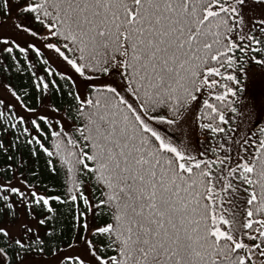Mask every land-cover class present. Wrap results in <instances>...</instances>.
I'll use <instances>...</instances> for the list:
<instances>
[{"label":"snow or ice","instance_id":"obj_1","mask_svg":"<svg viewBox=\"0 0 264 264\" xmlns=\"http://www.w3.org/2000/svg\"><path fill=\"white\" fill-rule=\"evenodd\" d=\"M253 66L264 0H0V264H264Z\"/></svg>","mask_w":264,"mask_h":264},{"label":"rangeland","instance_id":"obj_2","mask_svg":"<svg viewBox=\"0 0 264 264\" xmlns=\"http://www.w3.org/2000/svg\"><path fill=\"white\" fill-rule=\"evenodd\" d=\"M0 82H2L1 79ZM0 98L5 99L6 102H14L2 89H0ZM240 108L244 109L242 126L245 129L256 131L257 128H264V117L261 115L264 112V69L259 66H253L247 74ZM17 114L27 115L19 107H17ZM239 121L240 117H238L237 123Z\"/></svg>","mask_w":264,"mask_h":264},{"label":"trees","instance_id":"obj_3","mask_svg":"<svg viewBox=\"0 0 264 264\" xmlns=\"http://www.w3.org/2000/svg\"><path fill=\"white\" fill-rule=\"evenodd\" d=\"M6 75H9V74L0 75V79H1L2 82L4 81V78H5ZM11 78H12V82L13 83H17V84L20 83V79H19V77H18L17 74H11ZM24 82L27 83V76L24 77ZM244 82H245V80H242L241 87L243 88V92L240 93V100L236 104V106H237L238 109H240L241 98H242V96L244 94ZM228 114L231 115V113H228ZM237 121H238V116H234L233 117V120H232V123H233L234 126L237 123ZM260 129H262V128H257L256 131H255L256 134H257V136H259ZM45 143H46V146H48L50 149H52V147H53V140H52V138H49V140L46 141ZM40 165H41V167H43V158L40 161ZM58 179H62V177L61 178H58ZM53 182L55 183L56 181H53Z\"/></svg>","mask_w":264,"mask_h":264}]
</instances>
